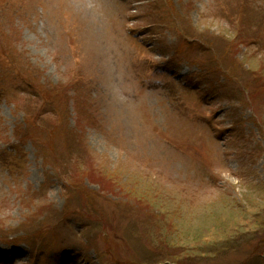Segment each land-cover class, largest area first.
<instances>
[{"label": "rangeland", "instance_id": "rangeland-1", "mask_svg": "<svg viewBox=\"0 0 264 264\" xmlns=\"http://www.w3.org/2000/svg\"><path fill=\"white\" fill-rule=\"evenodd\" d=\"M0 230L38 249L0 264H264V0H0Z\"/></svg>", "mask_w": 264, "mask_h": 264}, {"label": "trees", "instance_id": "trees-1", "mask_svg": "<svg viewBox=\"0 0 264 264\" xmlns=\"http://www.w3.org/2000/svg\"><path fill=\"white\" fill-rule=\"evenodd\" d=\"M19 238H16V239H8L9 238V234L7 232H2L0 230V241H3V242H6V241H24L26 243L29 244V246L31 247V250L32 252H34V250H37L38 249L36 248V245H37V241L31 237V236H28V235H23V236H17Z\"/></svg>", "mask_w": 264, "mask_h": 264}, {"label": "clouds", "instance_id": "clouds-1", "mask_svg": "<svg viewBox=\"0 0 264 264\" xmlns=\"http://www.w3.org/2000/svg\"><path fill=\"white\" fill-rule=\"evenodd\" d=\"M89 7H91L92 5H91V3H89V5H88Z\"/></svg>", "mask_w": 264, "mask_h": 264}]
</instances>
